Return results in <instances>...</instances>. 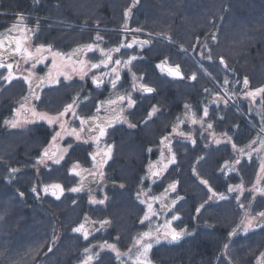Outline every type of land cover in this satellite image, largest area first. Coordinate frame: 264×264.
I'll use <instances>...</instances> for the list:
<instances>
[{
    "label": "flooded vegetation",
    "instance_id": "flooded-vegetation-1",
    "mask_svg": "<svg viewBox=\"0 0 264 264\" xmlns=\"http://www.w3.org/2000/svg\"><path fill=\"white\" fill-rule=\"evenodd\" d=\"M41 1L39 11L27 14L36 17L33 25L29 19L1 31L0 83L9 89H0V142L20 147L14 159L13 151L8 158V174L39 175L42 168L37 167L46 160L60 154L62 161L69 152L73 156L69 172L79 183L66 188L71 201L56 203L72 217V251L66 264H156L152 248L181 239L186 248L200 243L194 264H205L207 257L213 263H237L240 237L249 239L264 226V173L257 183L259 171L252 169L255 160L264 161V112L250 106L237 111L190 61L187 50L174 47L168 33L142 28L149 13L144 0H125V5L121 0H79L80 13L71 11V3L61 19L47 15L73 0ZM82 4L89 5L87 10ZM131 20L137 24L129 25ZM164 65L178 69L184 79L170 76ZM198 75L209 87L199 93L207 115L200 125L184 128L187 136H195L176 139L175 109L186 117L191 109L189 83ZM175 86L188 91L178 106L173 104ZM149 89L153 95L144 92ZM192 149H197L194 162H202L203 168L179 171L191 177V185L180 188L174 166ZM209 158L217 168L205 167ZM129 161H135L137 177H148L144 184L141 180L125 186L115 180L122 175L116 163L124 169ZM154 162L156 172L162 169L160 175L148 170ZM46 188L16 193L21 201L30 198L44 208L48 197L62 198L59 188L55 194ZM126 192L139 205L147 192L167 199L163 216L160 211L154 216L152 234L143 235L144 220L138 213L128 247L126 228L111 221L114 204L119 201L121 210L125 207ZM164 224L165 234L159 232ZM145 236L151 239L143 244ZM50 238L44 255L57 257L61 231ZM143 251L146 257L139 260ZM129 255L134 262L128 261ZM257 263L264 264L261 258ZM172 264L191 263L177 254Z\"/></svg>",
    "mask_w": 264,
    "mask_h": 264
},
{
    "label": "trees",
    "instance_id": "trees-1",
    "mask_svg": "<svg viewBox=\"0 0 264 264\" xmlns=\"http://www.w3.org/2000/svg\"><path fill=\"white\" fill-rule=\"evenodd\" d=\"M144 1L149 7L155 2V0ZM42 4L41 0H0V32L13 24L19 16L29 20L26 15L31 11H39ZM170 4L172 6L170 13L160 12L158 15L161 19L170 16L162 24L166 28L163 32H167L171 38L174 36L176 39L190 38L191 43L198 42L196 50L202 53L205 60L203 65L212 70L217 85L228 90L234 89L236 92L241 91L240 84L245 80L253 89L264 85V0H171ZM70 6L71 2L59 8L54 7L53 13L47 16L51 19H61L59 12L70 9ZM75 13L80 12L76 10ZM152 18L149 17L151 20ZM31 21H28L29 24ZM182 26L186 27L183 29L185 31L178 30L182 29ZM191 49L188 48L189 51ZM219 61L224 62V68H220ZM184 69L186 70L187 67ZM0 84V89H9L7 85ZM189 84L188 90L192 92L191 100L196 98L195 103L198 106V100L202 97L199 93L209 87L197 86L196 80ZM182 89L184 88L175 86L173 95L175 106H178L183 95L188 92L185 89L186 92H183ZM261 101L264 108V90ZM239 107L246 112V106L240 104ZM19 148L17 142L13 145L0 142V264H66V259L72 251L70 247L72 217L68 208L56 206V203L71 201V193L66 188L76 184L75 176L69 172V166L74 163L73 156L69 152L61 163L49 164L47 168L41 169L39 175L8 174L9 170L6 168L9 165L8 158L12 156L13 151L14 159ZM196 150H188V158L175 163L174 180L180 188L191 185L189 182L191 177L178 173L179 171L184 172L192 167L203 168L202 162H194L193 156ZM209 159L206 160L205 167L217 168L218 163H215L214 159ZM116 164L122 173L115 179L118 183L135 186L139 181H143V178L137 177L138 169L135 161L127 162L124 169L121 162ZM252 169L254 171L259 169L258 160L254 161ZM41 185L61 186L62 198L48 197L45 207L42 208L32 204L30 198L21 201L17 196V191L24 192L25 188L31 190V187ZM180 191L184 195L183 190ZM29 196H32L31 193ZM126 196L125 207L122 210L119 201L114 204L111 221L117 227L126 228L125 238L128 247L131 244L130 236L134 230L135 217L138 213L144 217L145 205L143 202L139 205L131 201L129 192H126ZM149 226L150 222L143 223V233ZM58 229L62 234L60 253L57 257L50 256L52 252L44 255L50 237L57 234ZM183 241L181 239L174 244L164 242L153 247L152 254L156 252V264H172V258L177 254L181 259H188L194 264L200 252V243L191 242L186 248ZM239 243L235 264H258L259 258L264 263V226L252 233L249 239L240 237ZM183 250L185 253L179 255ZM205 264L222 263L220 261L213 263V260L207 257Z\"/></svg>",
    "mask_w": 264,
    "mask_h": 264
},
{
    "label": "rangeland",
    "instance_id": "rangeland-1",
    "mask_svg": "<svg viewBox=\"0 0 264 264\" xmlns=\"http://www.w3.org/2000/svg\"><path fill=\"white\" fill-rule=\"evenodd\" d=\"M170 1L171 0H155V2H152L151 7H149V13L147 14V16L145 18L146 21H145V23H142V24L146 25V27H142V28L147 29V30H150V31H153V32H156V33H159L161 31H164V29H166V28L163 27L162 24H163V22L166 19H169L170 16H164V18L161 19V18L158 17V15H160L159 14L160 12L161 13L162 12L170 13V11L172 9V6L170 4ZM62 2H63V0H62ZM79 2H80L79 0H73V2H71L72 4H74L73 7H72V9H71V11H73V13L76 10H80V3ZM120 3L123 4V5H125L127 2H125V0H121ZM98 4H99V2H96L95 3V5H97V6H98ZM82 5L84 6V10H87V6H89V5H87V6L84 5V4H82ZM111 6H114V5H112V3H111ZM109 7H110V4H109ZM154 11H156V15H155ZM59 13L64 14L63 12H59ZM26 16L29 17V19L37 20L36 17L31 18L33 16H29V15H26ZM150 16L153 17L152 20L149 19ZM112 20L115 21V19H112ZM148 20H149V23H148ZM33 22L34 21H31V24L30 25H33ZM15 23H17L16 25H20V24H23V23L24 24H27V20H25L24 18H22V16H19V17H17L16 21L13 24H15ZM127 23L129 25L137 24V23H134V22H127ZM181 28L182 29H178V30L185 31L183 29H185L186 27L185 26H182ZM4 35H5L4 32H2V33L0 32V38L3 37ZM172 40L174 42V45H175L174 47L175 48H182V49H186L187 50V52L189 54V59H191L194 64L198 65V67L200 66L199 67L201 69L200 70V73L204 74L206 76V78H208V80H210L211 82L213 81V83H216V81L214 80V78L212 76L213 75L212 70H210L205 65H203V62H205V60H204V58L202 56V53L200 51L196 50L198 42L195 41V42L191 43V39L190 38H178V39H176L175 36L172 38ZM189 47L192 48L190 51L188 50ZM219 65H220V68H224L225 67L224 62H222V61H219ZM190 73L194 75V79H195V72H194V70H191L190 69ZM196 84H197V86H201L202 85L201 84V81H199V75H198V78L196 79ZM213 87H214L215 91H218L221 94L223 93V96L225 97V99L232 106L234 104L235 105H238V106L240 104H243L244 106H246V108L249 107V106L252 107L256 113L261 112V110L264 112V110L262 108V101L260 100V97L262 95V91L264 90V85L261 86L260 88H254L253 89L251 87L250 83L247 80H245V81H242L241 84H240V88L241 89H242V87L245 88L244 91L238 90L237 91V94H233V95H232L231 91L228 90L227 88L225 89V88H223L221 86H219V88H218L216 85H213ZM200 98L201 99H199L198 100V103H197L198 106L201 107L200 112L201 111L202 112L200 114L197 111V105L195 103L196 100H197L196 98H193V101L190 100V102H191V106H190L191 109L187 113L186 117L184 115V112H180L179 110L176 111V109H175V121H174V125H173V129H174L173 133H174V137L176 139L177 138L183 139V137H188V136L193 137V136H195V133L194 132H189L190 134H188V136H187L186 133H188V132H186L184 130V128L185 127H193V124H199L200 125L201 123H203L204 117L207 115V111L205 110V107H204L205 106V103L203 102V97H200ZM226 122L228 123V119L226 120ZM188 125H190V126H188ZM225 126H226V124H224V126H222L221 129H224ZM205 127H209V125L208 126H205ZM191 131H193V130H191ZM198 136L201 137L202 136V133L199 132ZM190 137H188V138H190ZM54 148H55L54 145L48 146L47 150L48 151L49 150L51 151ZM59 158H60V154L57 155V156H54L50 160H46L45 161V164L42 163L41 166L40 167L38 166L37 168H42L43 169V167L47 168V166L49 164H59V163L62 162V161H58ZM71 165L69 166V168L71 167ZM154 165H155V162L148 164V170H149V172L151 174H158V175H160L161 173H163L162 172V169H160V172H156L153 169V166ZM258 171L259 172L257 173L256 178H255V180L257 181V183L263 177L262 176L263 173H264V161L263 160H261V163L259 164ZM35 173H38V172L36 171ZM146 178L148 179V177H146ZM146 178L144 176L143 177V181H146ZM150 178L151 177H149V179ZM75 179H76V181H75L76 184L75 185H77L79 183L78 182L79 181V178L75 177ZM41 187L42 188H44V187H47V188H49V187L59 188V192H61V193L63 192L62 189H61V186H59V185H52V186H42L41 185ZM31 188L33 189V187H31ZM150 194L151 193L147 192L144 195V198L145 199H143V203L145 205V215H144V217L142 216V218L144 220L143 223L144 222L146 223L147 221H148V223L150 222L149 228L144 232L143 235H145V234H152L153 233V231H154L153 230L154 224L157 223V221L154 219V216L157 214V211H160L161 212V216H163L162 211H163L164 206H166V203H167V199H166V196L164 194H162V195L160 194L157 197H154V196H152ZM156 203H159V205L158 206H155ZM167 230H168V228L164 224L163 229L159 230V232L165 234L166 232H168ZM149 237L150 236H148V238H146V236L143 237L142 238V243L143 244L144 243H147L151 239V238L149 239ZM145 253L146 252L143 251L141 257L140 258L137 257V258L139 260L142 259V258L144 259V257H146L145 256ZM134 259H135L134 256H130L129 255L128 261H133Z\"/></svg>",
    "mask_w": 264,
    "mask_h": 264
},
{
    "label": "water",
    "instance_id": "water-1",
    "mask_svg": "<svg viewBox=\"0 0 264 264\" xmlns=\"http://www.w3.org/2000/svg\"><path fill=\"white\" fill-rule=\"evenodd\" d=\"M163 69L172 77H174L175 79H178V80H183L184 77L182 76V74L180 73V71L176 68H170L166 65L163 66ZM190 80H193V77L191 76L190 77ZM244 90V89H243ZM144 92L146 94H149V95H153L154 94V91L149 89V90H144ZM48 192L50 193H53L55 194L56 193V190L54 188H48ZM21 198H22V195H21ZM172 239H178L179 236L178 235H173L171 236Z\"/></svg>",
    "mask_w": 264,
    "mask_h": 264
}]
</instances>
